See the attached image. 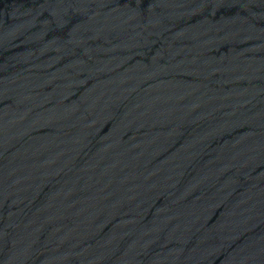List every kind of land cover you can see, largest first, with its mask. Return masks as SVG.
Returning a JSON list of instances; mask_svg holds the SVG:
<instances>
[{
	"label": "water",
	"instance_id": "obj_1",
	"mask_svg": "<svg viewBox=\"0 0 264 264\" xmlns=\"http://www.w3.org/2000/svg\"><path fill=\"white\" fill-rule=\"evenodd\" d=\"M0 264H264V0H0Z\"/></svg>",
	"mask_w": 264,
	"mask_h": 264
}]
</instances>
